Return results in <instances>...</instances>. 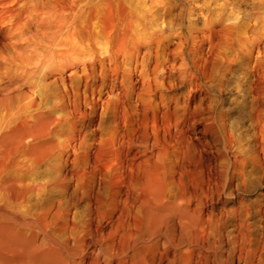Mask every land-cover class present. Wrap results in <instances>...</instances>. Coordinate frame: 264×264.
Wrapping results in <instances>:
<instances>
[{"label":"clouds","instance_id":"1","mask_svg":"<svg viewBox=\"0 0 264 264\" xmlns=\"http://www.w3.org/2000/svg\"><path fill=\"white\" fill-rule=\"evenodd\" d=\"M0 264H264V0H0Z\"/></svg>","mask_w":264,"mask_h":264}]
</instances>
